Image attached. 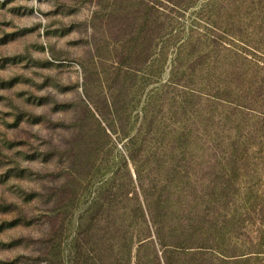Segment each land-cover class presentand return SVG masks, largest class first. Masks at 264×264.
I'll return each mask as SVG.
<instances>
[{"label": "rangeland", "instance_id": "374dc122", "mask_svg": "<svg viewBox=\"0 0 264 264\" xmlns=\"http://www.w3.org/2000/svg\"><path fill=\"white\" fill-rule=\"evenodd\" d=\"M0 264H264V0H0Z\"/></svg>", "mask_w": 264, "mask_h": 264}, {"label": "trees", "instance_id": "16d2710c", "mask_svg": "<svg viewBox=\"0 0 264 264\" xmlns=\"http://www.w3.org/2000/svg\"><path fill=\"white\" fill-rule=\"evenodd\" d=\"M218 20H220V16L218 15V13H216L215 11H213V13L211 15H209V25H210V27L213 28V31H211V32L215 36L217 35L216 32H223V33H225L224 26H221L219 24ZM212 38H213V36H212ZM211 51H213V50H211ZM181 250H184V248L181 247ZM223 256H225V255H223Z\"/></svg>", "mask_w": 264, "mask_h": 264}]
</instances>
